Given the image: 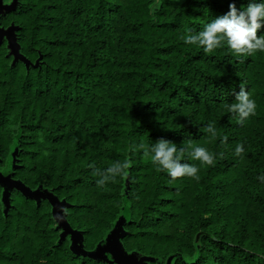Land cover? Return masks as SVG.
<instances>
[{
  "label": "trees",
  "instance_id": "trees-1",
  "mask_svg": "<svg viewBox=\"0 0 264 264\" xmlns=\"http://www.w3.org/2000/svg\"><path fill=\"white\" fill-rule=\"evenodd\" d=\"M12 1L0 264H264V52L184 42L249 0H162L155 13L154 0ZM241 86L256 111L238 123ZM159 140L197 175L157 171L146 153ZM196 147L213 164L190 159Z\"/></svg>",
  "mask_w": 264,
  "mask_h": 264
},
{
  "label": "clouds",
  "instance_id": "clouds-1",
  "mask_svg": "<svg viewBox=\"0 0 264 264\" xmlns=\"http://www.w3.org/2000/svg\"><path fill=\"white\" fill-rule=\"evenodd\" d=\"M161 3L162 0H154L150 12L155 13ZM261 30H264V0H249L248 5L242 8H237L235 3L229 4V10L225 14L212 18L199 32H193L191 28L186 29L184 42L197 45L206 54L226 46L238 57L250 56L256 52H264V31ZM258 31H261L259 36ZM229 111L237 115L238 123H243L247 118L255 115L256 103L250 98L245 87L241 86L239 93L236 94L235 103L230 105ZM206 131L215 135L212 124H209ZM183 151V149L178 150L171 142L159 140L149 146V152L146 154H150L157 171H164L171 178L195 177L199 168L186 162L181 163ZM235 151L239 155L244 151L243 146H238ZM189 158L205 165L214 162L213 155L203 147H196L189 154ZM126 166L127 164L109 168L107 171L115 175L120 167ZM108 178L109 176L106 175L105 179ZM259 179L264 182V175L259 176Z\"/></svg>",
  "mask_w": 264,
  "mask_h": 264
},
{
  "label": "flooded vegetation",
  "instance_id": "flooded-vegetation-1",
  "mask_svg": "<svg viewBox=\"0 0 264 264\" xmlns=\"http://www.w3.org/2000/svg\"><path fill=\"white\" fill-rule=\"evenodd\" d=\"M3 1L4 0H0V21H1L2 17L5 16L13 7V1L12 0H10L11 6H9V7L5 6V3ZM3 38L4 39L6 38V32L1 29V25H0V39H3Z\"/></svg>",
  "mask_w": 264,
  "mask_h": 264
},
{
  "label": "rangeland",
  "instance_id": "rangeland-1",
  "mask_svg": "<svg viewBox=\"0 0 264 264\" xmlns=\"http://www.w3.org/2000/svg\"><path fill=\"white\" fill-rule=\"evenodd\" d=\"M3 2L5 3V6H7V7L11 6V1L10 0H4Z\"/></svg>",
  "mask_w": 264,
  "mask_h": 264
}]
</instances>
